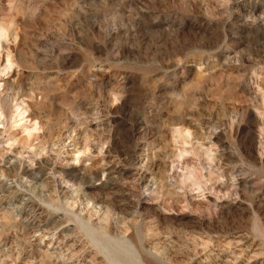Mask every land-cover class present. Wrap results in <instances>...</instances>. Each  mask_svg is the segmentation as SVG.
Wrapping results in <instances>:
<instances>
[{
  "label": "rangeland",
  "instance_id": "rangeland-1",
  "mask_svg": "<svg viewBox=\"0 0 264 264\" xmlns=\"http://www.w3.org/2000/svg\"><path fill=\"white\" fill-rule=\"evenodd\" d=\"M0 264H264V0H0Z\"/></svg>",
  "mask_w": 264,
  "mask_h": 264
}]
</instances>
